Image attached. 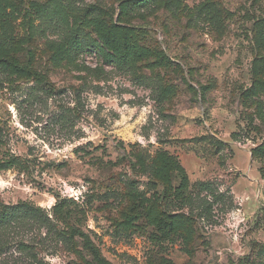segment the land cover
Masks as SVG:
<instances>
[{"label":"rangeland","instance_id":"1","mask_svg":"<svg viewBox=\"0 0 264 264\" xmlns=\"http://www.w3.org/2000/svg\"><path fill=\"white\" fill-rule=\"evenodd\" d=\"M134 1L0 0V264H264V0Z\"/></svg>","mask_w":264,"mask_h":264},{"label":"trees","instance_id":"2","mask_svg":"<svg viewBox=\"0 0 264 264\" xmlns=\"http://www.w3.org/2000/svg\"><path fill=\"white\" fill-rule=\"evenodd\" d=\"M148 2L149 0H135L133 2V6L142 7L148 4ZM96 33L102 45L111 52L113 58H121L128 53L129 50L126 45L127 31L125 28L121 26H113L112 28H106L104 26L99 25L96 27ZM71 46H72L71 48L78 47L79 41L76 38L72 39ZM2 65H4L3 67L6 69L21 71V72L24 71L23 69L17 67L12 62L5 61L4 64ZM161 164L163 165L159 172V179L164 189H166V187L169 186L171 182V175L173 174V172L176 171L178 177L180 178V185L178 186L177 189L179 190L180 193H182V191L185 190L187 185V177L183 172V170L181 168H178L176 166V163L174 161L173 162L170 161L167 157L161 158ZM154 224L155 225L157 224L158 226L157 228L163 231L162 233H165L166 229H169L170 231L176 229V226L172 224L167 225V223L164 221H155ZM99 261L103 263L101 259H99Z\"/></svg>","mask_w":264,"mask_h":264}]
</instances>
